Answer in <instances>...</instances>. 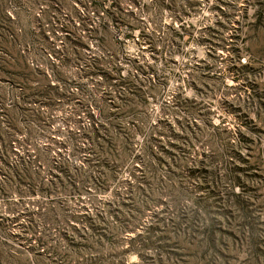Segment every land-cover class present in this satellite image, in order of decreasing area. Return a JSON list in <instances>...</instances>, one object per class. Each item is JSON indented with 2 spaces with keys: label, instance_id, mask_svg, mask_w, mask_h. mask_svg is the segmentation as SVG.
<instances>
[{
  "label": "rangeland",
  "instance_id": "374dc122",
  "mask_svg": "<svg viewBox=\"0 0 264 264\" xmlns=\"http://www.w3.org/2000/svg\"><path fill=\"white\" fill-rule=\"evenodd\" d=\"M0 264H264V0H0Z\"/></svg>",
  "mask_w": 264,
  "mask_h": 264
}]
</instances>
